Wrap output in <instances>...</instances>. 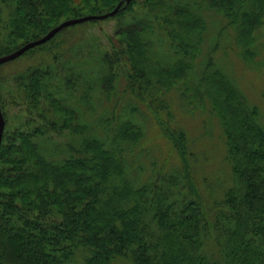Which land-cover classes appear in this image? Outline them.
<instances>
[{
  "label": "trees",
  "instance_id": "16d2710c",
  "mask_svg": "<svg viewBox=\"0 0 264 264\" xmlns=\"http://www.w3.org/2000/svg\"><path fill=\"white\" fill-rule=\"evenodd\" d=\"M120 1L0 0V57L63 21L111 12ZM143 3L169 36L165 53L156 50L148 25L135 21L116 29L111 54L97 48L94 55L60 59L55 51L63 43L55 39L66 28L11 65H0V264H264L263 115L226 63L213 58L215 46L236 44L245 62H256L264 0ZM208 19L217 22L215 30ZM210 37L214 45L197 72L203 54L198 45ZM123 67L137 97L161 104V90L193 75L194 93H181L179 100L185 112L208 107L219 123L230 175V186L209 207L181 177L200 147L187 141L185 131L165 129L183 166L157 178L144 176L141 167L137 174L130 161L145 137L130 115L125 112L115 125L107 118L103 125L99 117L89 127L94 95L114 91Z\"/></svg>",
  "mask_w": 264,
  "mask_h": 264
},
{
  "label": "rangeland",
  "instance_id": "374dc122",
  "mask_svg": "<svg viewBox=\"0 0 264 264\" xmlns=\"http://www.w3.org/2000/svg\"><path fill=\"white\" fill-rule=\"evenodd\" d=\"M134 1L130 9L124 10L112 18L69 27L67 28L68 32L64 35L61 32L55 39L57 43L61 41L63 43L55 51L57 55L61 56L60 59L63 60L69 56L76 60V58H81L83 55L86 56V54L93 53L94 55L98 51L97 48H102L106 53L111 54L112 43L116 44V39L113 38L116 29L132 24L135 21L148 25L150 29L147 31L152 41H155L156 50L162 48L165 53L166 46L170 42L168 40L169 36L164 31V26L159 21L160 19H157L147 10L143 3L144 0ZM216 23V21L208 19L209 29L215 30L217 27ZM213 42L214 40L210 37L206 38L203 43L197 44L203 54L199 59L200 61L196 62L195 71H200L202 61L205 59L204 54L206 55L208 50L212 48ZM68 47H73L75 52H68ZM221 47V44L219 47L215 46L214 60L217 63H226L223 64V67L226 66V72L230 74L229 76L233 81L235 80L239 90L248 102H253L258 108L260 107L264 120V23L255 34L256 56L254 59H256L257 63L251 59H249V62H245L247 58L238 55L240 48L236 44L232 48ZM189 52L192 51L190 50ZM197 52L195 51L194 53ZM76 54L78 55L76 56ZM74 56L76 57L74 58ZM187 57L189 58L188 61L191 62L193 60L191 53H188ZM37 59L36 64L41 60L40 57H37ZM252 61L254 63L250 65ZM118 63H120L119 66H122L123 62L119 61ZM11 64L12 62L8 63V65ZM10 68L6 67L5 71L10 70ZM125 71L126 68L123 67L119 72L120 77L114 85V91L107 95L99 93L94 95L93 114L90 115L89 111L86 120L89 122V127L99 117L104 119L105 122L103 123L102 121L103 125H107V119H114L113 124L115 125L121 117H125V112L128 116L130 115L129 117L133 118L131 122L143 127L145 135L144 139H142L143 142L141 141L140 149L134 148L131 152L132 154H129V158L132 155L130 161L133 166L136 165L137 171V168L141 167L144 176L155 174L157 178H164V176L179 170L183 166V160L176 155L172 143L165 136V129L166 131L168 128L170 131L172 129L185 131L187 141L189 140L191 144H194V141L200 147L199 150L193 149L192 152L195 157L190 156L186 164V170L181 177L182 179L183 177L190 179L188 182L191 188L199 195L201 202L209 207L214 203L213 199L217 200L216 197L219 192L224 190V187L230 186L228 179L230 175L222 160L224 139L219 123H217L216 119L210 117L207 112L209 111L208 107L199 111L192 109L185 112L188 107H182V103L179 100L181 93H194L192 85L195 79L193 75L186 80H182L169 90H161L159 92L160 96L166 102L161 104L160 99L158 101H145L142 96L140 98L137 97L138 91L131 88L124 77L126 76ZM190 101L193 100L190 99ZM205 101L209 103V100L205 99ZM160 104L163 106H160ZM87 108L91 109V105L87 106ZM166 108L170 110V115L166 112ZM111 115H113L112 118ZM81 123L83 124V122ZM100 127H102L101 122L95 126L98 129L95 133L99 136L101 135ZM201 134L204 137L200 136ZM51 137L53 139L56 138L55 135H51ZM61 140H65V138H61ZM137 174H139V171Z\"/></svg>",
  "mask_w": 264,
  "mask_h": 264
},
{
  "label": "water",
  "instance_id": "95a60500",
  "mask_svg": "<svg viewBox=\"0 0 264 264\" xmlns=\"http://www.w3.org/2000/svg\"><path fill=\"white\" fill-rule=\"evenodd\" d=\"M131 1L132 0H121L111 12L105 13L103 15H88V16L80 17L78 19H70V20L63 21L62 23H60L59 25H57L56 27L51 29L46 35H44L40 39L25 44L24 46H22L21 48H19L18 50H16L15 52H13L9 55L0 57V65L9 63V62L17 59L21 55H23L28 50L45 44L46 42L50 41L56 34H58L63 29L73 27V26L78 25V24L90 22V21H103V20L112 18L119 13V11L123 5L126 6ZM3 130H4V120H3V116H2V113L0 110V144H1V140H2Z\"/></svg>",
  "mask_w": 264,
  "mask_h": 264
}]
</instances>
